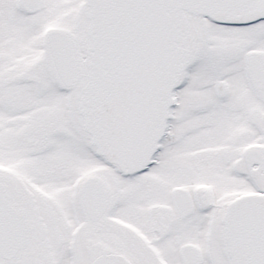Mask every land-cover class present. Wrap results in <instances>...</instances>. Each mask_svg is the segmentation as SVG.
<instances>
[{"label":"snow or ice","instance_id":"1","mask_svg":"<svg viewBox=\"0 0 264 264\" xmlns=\"http://www.w3.org/2000/svg\"><path fill=\"white\" fill-rule=\"evenodd\" d=\"M0 264H264V0H0Z\"/></svg>","mask_w":264,"mask_h":264}]
</instances>
